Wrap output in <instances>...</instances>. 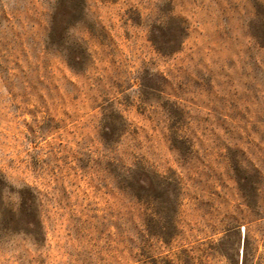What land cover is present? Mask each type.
Instances as JSON below:
<instances>
[{"label": "rangeland", "instance_id": "1", "mask_svg": "<svg viewBox=\"0 0 264 264\" xmlns=\"http://www.w3.org/2000/svg\"><path fill=\"white\" fill-rule=\"evenodd\" d=\"M65 1L0 0V264H264V0Z\"/></svg>", "mask_w": 264, "mask_h": 264}, {"label": "trees", "instance_id": "2", "mask_svg": "<svg viewBox=\"0 0 264 264\" xmlns=\"http://www.w3.org/2000/svg\"><path fill=\"white\" fill-rule=\"evenodd\" d=\"M81 0H66L63 7L59 9L57 17L58 24L63 26L59 32L54 33V37L61 41L64 37V31L68 27L69 19L73 16ZM257 21L251 25L252 35L257 39L260 45L264 46V8H260L257 15ZM66 19H68L65 25ZM57 40V39H55ZM158 44H164L169 51H174L180 46V36L172 33L163 32L160 37H156ZM180 44V45H179ZM131 191L138 197L152 196L160 198L161 192L157 184L152 179L150 173L144 170L135 172L130 181ZM5 181L0 178V215L2 226L5 230L11 232H26L37 235L41 229V221L32 207V201L29 197L24 196L21 202L19 212L3 207L2 193Z\"/></svg>", "mask_w": 264, "mask_h": 264}]
</instances>
